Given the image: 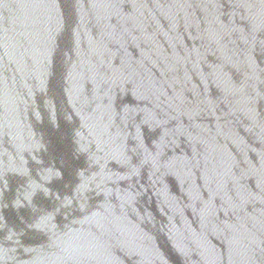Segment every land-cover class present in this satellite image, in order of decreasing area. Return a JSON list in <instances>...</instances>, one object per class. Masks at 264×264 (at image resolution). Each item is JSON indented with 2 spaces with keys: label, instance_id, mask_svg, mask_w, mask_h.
I'll use <instances>...</instances> for the list:
<instances>
[{
  "label": "water",
  "instance_id": "water-1",
  "mask_svg": "<svg viewBox=\"0 0 264 264\" xmlns=\"http://www.w3.org/2000/svg\"><path fill=\"white\" fill-rule=\"evenodd\" d=\"M0 264H264V0H0Z\"/></svg>",
  "mask_w": 264,
  "mask_h": 264
}]
</instances>
